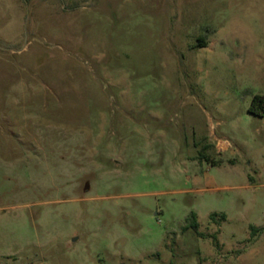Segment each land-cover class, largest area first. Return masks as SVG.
<instances>
[{
  "label": "rangeland",
  "instance_id": "374dc122",
  "mask_svg": "<svg viewBox=\"0 0 264 264\" xmlns=\"http://www.w3.org/2000/svg\"><path fill=\"white\" fill-rule=\"evenodd\" d=\"M256 94L264 0H0V264H264Z\"/></svg>",
  "mask_w": 264,
  "mask_h": 264
},
{
  "label": "trees",
  "instance_id": "16d2710c",
  "mask_svg": "<svg viewBox=\"0 0 264 264\" xmlns=\"http://www.w3.org/2000/svg\"><path fill=\"white\" fill-rule=\"evenodd\" d=\"M249 113L255 116L263 117L264 116V94H256L253 97L251 105L249 107ZM212 218L216 217L215 214L211 215ZM225 219V216H223ZM189 221V228L193 229L194 231H199V222L198 216L195 212H192L191 215L188 217ZM252 228V234L255 235L258 232L256 227Z\"/></svg>",
  "mask_w": 264,
  "mask_h": 264
}]
</instances>
